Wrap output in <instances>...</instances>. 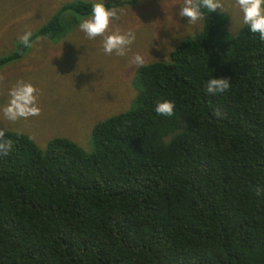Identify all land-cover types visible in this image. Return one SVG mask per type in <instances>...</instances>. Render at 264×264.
Returning a JSON list of instances; mask_svg holds the SVG:
<instances>
[{
    "label": "trees",
    "instance_id": "16d2710c",
    "mask_svg": "<svg viewBox=\"0 0 264 264\" xmlns=\"http://www.w3.org/2000/svg\"><path fill=\"white\" fill-rule=\"evenodd\" d=\"M93 4L68 2L32 40ZM202 11L199 34L138 67L135 106L95 125L91 152L3 129L0 264H264V41ZM212 78L231 88L208 94ZM164 100L171 117L155 112Z\"/></svg>",
    "mask_w": 264,
    "mask_h": 264
},
{
    "label": "rangeland",
    "instance_id": "374dc122",
    "mask_svg": "<svg viewBox=\"0 0 264 264\" xmlns=\"http://www.w3.org/2000/svg\"><path fill=\"white\" fill-rule=\"evenodd\" d=\"M72 1L76 0H0V58L16 50L19 37L26 31L36 33ZM102 1L109 10L120 4L116 8L121 19L110 25L109 34L117 28L121 33L132 30L136 34L127 55L105 54L102 37L88 39L79 28L89 16L78 18L77 13L65 12L60 35L39 37L22 59L0 67V129L24 132L41 149L53 138H69L89 153L93 150L95 125L135 106L139 66L130 64L131 58L139 53L146 62L169 60L180 41L199 34L204 27L203 19L188 24V18L178 15L184 0ZM221 3L231 26L227 24L226 34L232 35L245 25L243 12L236 0ZM148 19L156 22V33V28L145 21ZM18 81L31 83L37 89L41 114L10 122L2 109Z\"/></svg>",
    "mask_w": 264,
    "mask_h": 264
},
{
    "label": "clouds",
    "instance_id": "9594fccd",
    "mask_svg": "<svg viewBox=\"0 0 264 264\" xmlns=\"http://www.w3.org/2000/svg\"><path fill=\"white\" fill-rule=\"evenodd\" d=\"M236 4L243 12V23L246 24L252 33H258L261 41H264V0H236ZM206 9L210 13L219 10L225 13L224 5L221 0H184L179 8L178 15L182 18H188V24H195L203 19ZM121 19V12L118 8L112 7L110 10L103 2H97L92 5L89 18L79 24V28L86 34L88 39L94 40L102 37L103 52L107 55L123 57L127 55L130 46L136 40V34L132 30L121 33L119 28L109 34V27L114 22ZM32 32L26 31L19 37L20 43L25 48H32L35 42L32 40ZM39 40V38H37ZM145 58L137 53L130 61V64L143 67ZM3 77H0V81ZM230 79L212 78L206 85V92L211 95L223 94L231 88ZM37 89L31 83L18 81L9 91V102L2 109L3 116L7 121L16 122L19 119H27L41 114V108L38 106ZM174 103L168 100L158 102L155 106V112L161 116L171 117L174 115ZM216 115H220L217 110ZM12 149V141L5 137V131L0 129V156H6Z\"/></svg>",
    "mask_w": 264,
    "mask_h": 264
},
{
    "label": "crops",
    "instance_id": "0c3cea01",
    "mask_svg": "<svg viewBox=\"0 0 264 264\" xmlns=\"http://www.w3.org/2000/svg\"><path fill=\"white\" fill-rule=\"evenodd\" d=\"M96 1H98V2H103L102 0H96ZM118 1V0H117ZM104 3V2H103ZM120 4H118L117 6H119ZM116 6V7H117ZM146 22H148L149 24H151V25H153L154 26V28H156L157 27V24H156V22L155 21H153L152 19H148V20H145ZM157 32V28L155 29V31H154V33H156Z\"/></svg>",
    "mask_w": 264,
    "mask_h": 264
}]
</instances>
